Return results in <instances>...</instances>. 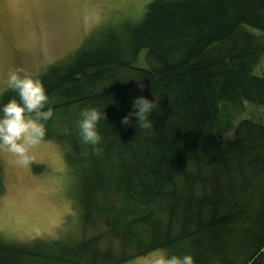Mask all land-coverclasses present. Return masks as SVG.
Instances as JSON below:
<instances>
[{
	"label": "trees",
	"instance_id": "16d2710c",
	"mask_svg": "<svg viewBox=\"0 0 264 264\" xmlns=\"http://www.w3.org/2000/svg\"><path fill=\"white\" fill-rule=\"evenodd\" d=\"M248 27L264 35V0H153L141 20L107 27L51 65L39 79L56 133L44 139L85 171L87 225L105 229L69 242L0 239V264H123L157 249L191 252L196 264H264V122L244 119L230 138L232 122L220 125L221 102L264 107V69L254 74L264 38ZM143 50L148 68L136 67ZM140 84L159 101L151 132L135 117L122 123L133 104L122 93ZM87 107L106 113L99 155L78 135ZM2 178L0 168V195Z\"/></svg>",
	"mask_w": 264,
	"mask_h": 264
},
{
	"label": "rangeland",
	"instance_id": "374dc122",
	"mask_svg": "<svg viewBox=\"0 0 264 264\" xmlns=\"http://www.w3.org/2000/svg\"><path fill=\"white\" fill-rule=\"evenodd\" d=\"M153 0H0V106L10 90L6 80L10 70L23 69L37 78L51 65L67 63L84 43L107 27L123 20L139 21ZM258 36L261 30L248 27ZM147 50H143L136 67L148 68ZM264 59L254 70L263 75ZM145 86L123 91L126 99L142 96ZM220 125L230 138L236 125L244 119L264 122V107L246 103L242 108L221 102ZM227 114L230 117H227ZM57 121V120H56ZM46 132L56 133V126L46 124ZM221 133V131H220ZM84 158L88 147L80 144ZM33 163L24 166L17 157L0 148V168L4 193L0 195V239L3 243L22 245L35 240L77 241L105 229L87 225L81 198L87 187L79 167H70L64 147L44 139L30 149ZM87 166V163L84 164ZM86 184V187H84ZM93 213L103 214L104 205L93 204ZM161 250V249H157ZM150 252L123 264H150Z\"/></svg>",
	"mask_w": 264,
	"mask_h": 264
},
{
	"label": "clouds",
	"instance_id": "9594fccd",
	"mask_svg": "<svg viewBox=\"0 0 264 264\" xmlns=\"http://www.w3.org/2000/svg\"><path fill=\"white\" fill-rule=\"evenodd\" d=\"M9 89L16 97L0 106V148L17 157V162L28 166L33 163L29 155L31 148L39 145L46 136V123L53 118L50 98L41 79L23 70H10L6 80ZM139 83V81H138ZM141 88L143 87L140 84ZM145 96L134 98L132 112L122 119L127 127L136 118L137 127L144 132L153 130L151 116L159 106V101ZM106 113L97 107H87L80 112L77 121L78 135L84 145H88L98 155L102 152V137L98 129ZM150 264H196L194 254H172L165 249L157 250Z\"/></svg>",
	"mask_w": 264,
	"mask_h": 264
}]
</instances>
